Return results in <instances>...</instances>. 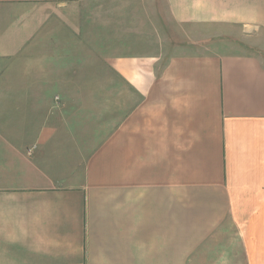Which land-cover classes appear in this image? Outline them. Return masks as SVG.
Masks as SVG:
<instances>
[{
    "label": "crops",
    "instance_id": "0c3cea01",
    "mask_svg": "<svg viewBox=\"0 0 264 264\" xmlns=\"http://www.w3.org/2000/svg\"><path fill=\"white\" fill-rule=\"evenodd\" d=\"M78 2L0 0V264H190L226 222L264 264V61L122 57L120 118L51 121L34 94L91 89H67ZM192 4L202 24L264 30V0Z\"/></svg>",
    "mask_w": 264,
    "mask_h": 264
},
{
    "label": "rangeland",
    "instance_id": "374dc122",
    "mask_svg": "<svg viewBox=\"0 0 264 264\" xmlns=\"http://www.w3.org/2000/svg\"><path fill=\"white\" fill-rule=\"evenodd\" d=\"M180 1L176 13L191 17L175 19L172 0H80L76 4L79 12L66 9L67 19L76 22L67 25V32L81 41L77 56L66 55L67 89L73 84L91 89L34 94L35 100L47 101L51 121L61 120L65 114L111 122L120 118L121 86L128 83L120 73L122 57L143 56L153 72L169 55L195 52L253 54L264 61V30L247 32L230 23L202 24L195 19L192 0ZM217 230L192 252L190 264H247L229 223Z\"/></svg>",
    "mask_w": 264,
    "mask_h": 264
}]
</instances>
